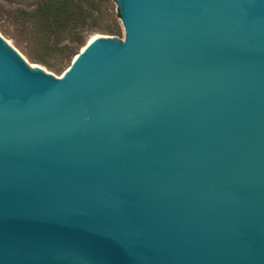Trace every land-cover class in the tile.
I'll list each match as a JSON object with an SVG mask.
<instances>
[{"label":"water","instance_id":"95a60500","mask_svg":"<svg viewBox=\"0 0 264 264\" xmlns=\"http://www.w3.org/2000/svg\"><path fill=\"white\" fill-rule=\"evenodd\" d=\"M60 78L0 36V264H264V0H112Z\"/></svg>","mask_w":264,"mask_h":264},{"label":"trees","instance_id":"16d2710c","mask_svg":"<svg viewBox=\"0 0 264 264\" xmlns=\"http://www.w3.org/2000/svg\"><path fill=\"white\" fill-rule=\"evenodd\" d=\"M9 3L17 0H3ZM112 0H35L31 9H20L21 24L30 40L43 52L66 55L71 61L95 33L120 34Z\"/></svg>","mask_w":264,"mask_h":264},{"label":"rangeland","instance_id":"374dc122","mask_svg":"<svg viewBox=\"0 0 264 264\" xmlns=\"http://www.w3.org/2000/svg\"><path fill=\"white\" fill-rule=\"evenodd\" d=\"M34 2L35 0H17L16 2L9 3L0 0V36L21 54L29 65L38 66L55 77L60 78L69 68L73 59L71 61L66 60V55L63 53L43 52L30 40L27 33L28 26L21 24L20 9H31ZM111 7L113 14L117 15L116 4L112 3ZM117 22L120 28V34L112 37L123 40L124 34L119 19H117ZM97 36L109 35L95 33L88 38L86 44ZM82 48L79 49L77 54Z\"/></svg>","mask_w":264,"mask_h":264}]
</instances>
